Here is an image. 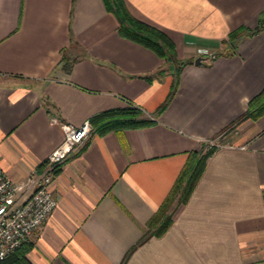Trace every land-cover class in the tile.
I'll return each instance as SVG.
<instances>
[{
	"label": "crops",
	"instance_id": "0c3cea01",
	"mask_svg": "<svg viewBox=\"0 0 264 264\" xmlns=\"http://www.w3.org/2000/svg\"><path fill=\"white\" fill-rule=\"evenodd\" d=\"M122 2L165 34L172 59L121 37L102 0H0V169L10 180L41 170L62 140L57 123L125 108L152 121L102 134L90 123L58 166L56 206L32 232L26 260L264 264V111L254 101L264 90V23L233 47L226 39L256 26L264 0ZM206 141L217 146L185 202L173 201L169 226L136 245Z\"/></svg>",
	"mask_w": 264,
	"mask_h": 264
},
{
	"label": "trees",
	"instance_id": "16d2710c",
	"mask_svg": "<svg viewBox=\"0 0 264 264\" xmlns=\"http://www.w3.org/2000/svg\"><path fill=\"white\" fill-rule=\"evenodd\" d=\"M102 3L104 8L114 14L118 19L117 32L121 37L147 48L164 61H169L173 58V44L165 34L151 25L134 19L127 12L122 0H102ZM263 23L264 17L258 19L256 26L252 29L238 26L227 33L226 39L230 46L233 47L238 38L242 36L250 37L256 34L263 27ZM182 64L180 62L177 63L174 70L175 75ZM261 99L263 101L257 108L256 114L264 111V90L254 98V101ZM166 100L159 110L164 107ZM90 123L95 133L102 134L111 130L147 126L152 121L143 117L137 109L125 108L98 113L91 117ZM211 152L212 150L209 148L199 153H190V158H188L178 172L170 191L146 223L148 229H153L149 233L144 232L136 245L141 243L149 235L159 236L165 231L170 224L171 205L173 201H175V204L185 202L202 171L204 161ZM29 248V241L22 243L16 250L1 259L0 264H29L25 258V254ZM128 253H126L123 260Z\"/></svg>",
	"mask_w": 264,
	"mask_h": 264
},
{
	"label": "built area",
	"instance_id": "2783aa9c",
	"mask_svg": "<svg viewBox=\"0 0 264 264\" xmlns=\"http://www.w3.org/2000/svg\"><path fill=\"white\" fill-rule=\"evenodd\" d=\"M61 142L45 157L41 170L30 171L21 181L10 180L0 169V260L30 240L56 206L50 191L58 166L84 144L91 129L88 120L77 126L57 123ZM217 146L206 141L205 149Z\"/></svg>",
	"mask_w": 264,
	"mask_h": 264
},
{
	"label": "water",
	"instance_id": "95a60500",
	"mask_svg": "<svg viewBox=\"0 0 264 264\" xmlns=\"http://www.w3.org/2000/svg\"><path fill=\"white\" fill-rule=\"evenodd\" d=\"M200 61H201V58L200 57H196V58L193 59L192 62H193V64L197 65V64L200 63Z\"/></svg>",
	"mask_w": 264,
	"mask_h": 264
}]
</instances>
